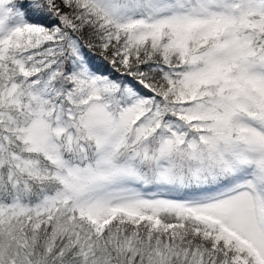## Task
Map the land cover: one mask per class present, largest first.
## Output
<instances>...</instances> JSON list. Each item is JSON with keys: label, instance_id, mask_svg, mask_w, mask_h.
<instances>
[{"label": "snow or ice", "instance_id": "6c2138e0", "mask_svg": "<svg viewBox=\"0 0 264 264\" xmlns=\"http://www.w3.org/2000/svg\"><path fill=\"white\" fill-rule=\"evenodd\" d=\"M0 264H264V0H0Z\"/></svg>", "mask_w": 264, "mask_h": 264}]
</instances>
